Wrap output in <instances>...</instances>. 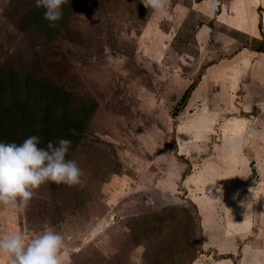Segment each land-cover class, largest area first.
Here are the masks:
<instances>
[{
  "label": "rangeland",
  "instance_id": "obj_1",
  "mask_svg": "<svg viewBox=\"0 0 264 264\" xmlns=\"http://www.w3.org/2000/svg\"><path fill=\"white\" fill-rule=\"evenodd\" d=\"M200 1L169 0L161 20L140 0H69L40 29L34 0H0V112L19 101L41 144L70 139L83 171L80 185H41L23 211L0 206V235L51 227L63 264H264V15L256 40ZM202 122L177 156L179 129ZM230 201L253 219L236 253L218 248Z\"/></svg>",
  "mask_w": 264,
  "mask_h": 264
},
{
  "label": "clouds",
  "instance_id": "obj_2",
  "mask_svg": "<svg viewBox=\"0 0 264 264\" xmlns=\"http://www.w3.org/2000/svg\"><path fill=\"white\" fill-rule=\"evenodd\" d=\"M69 0H34L43 8V19L49 27H57L63 16L62 6ZM152 15L161 20L167 16L169 0H140ZM75 134V130H72ZM72 141L60 138L41 144L38 135H30L21 143L0 142V206L23 211L41 185L52 182L69 187L82 184L83 171L68 153ZM64 237L51 227L27 240L21 233L0 235V257L10 258V264H63L61 253Z\"/></svg>",
  "mask_w": 264,
  "mask_h": 264
},
{
  "label": "crops",
  "instance_id": "obj_3",
  "mask_svg": "<svg viewBox=\"0 0 264 264\" xmlns=\"http://www.w3.org/2000/svg\"><path fill=\"white\" fill-rule=\"evenodd\" d=\"M262 0H224L222 3V0H201L199 3V9L201 11H204L205 15H207L209 17V15L213 14L214 11H218V13L216 14L217 19L219 21H221L223 24L227 25V27H232L237 31L240 32H249L250 35H252L251 37H254L253 39H258L256 38V31H257V25L259 24V20L263 21L262 16L264 15V11L261 9L262 8ZM261 9V10H260ZM259 10H260V15H259ZM262 27H264V21L260 23ZM252 39V38H250ZM263 52L260 51H256V54H262ZM255 54V53H254ZM235 58V56L233 57ZM212 77H210L209 79H211ZM213 80V78H212ZM215 80V79H214ZM194 96V95H193ZM192 98V97H191ZM205 125L204 123H198L197 127L195 126L194 128L191 126L183 127L180 128L179 131H181V140L185 139L187 141V144H185L184 149L182 150V148L179 145V140L177 141V156H183V159H186L187 157H189L190 155L187 156V154H191V149L196 148L195 144L192 142L191 138L194 135V132L196 131V129L199 128H203ZM178 131V132H179ZM200 144L197 145V150H200V146L203 142L200 141ZM216 144V142H215ZM230 144V143H229ZM236 145V142L231 143L230 145L233 146ZM234 149V148H233ZM200 153V152H199ZM207 154H205L204 156H206ZM208 156H210V158L205 159V161H209L212 162L214 164H219L215 163L217 161L214 162V160H221V157L224 155H219L217 153L216 154H208ZM200 157H202V155H200ZM227 158V157H226ZM225 158V159H226ZM225 161V160H224ZM233 162L230 161V157L229 159L224 162V163H220L221 166V171L218 172H224V170L228 171V165L229 163H237L238 161L236 160V158L233 156ZM240 164V163H239ZM204 169V168H202ZM195 170V169H194ZM213 170V169H212ZM196 172H199V170H196ZM200 172H204V170H201ZM209 172V171H207ZM208 174V173H207ZM220 193H219V192ZM222 189L217 190L216 192L213 193V197H218V196H222L224 197L225 194H227V191ZM211 193V192H210ZM218 193V196L217 194ZM205 196V195H203ZM207 197V196H206ZM204 198V197H201ZM217 203V202H216ZM235 202L230 201V202H224V204H222V219L224 220V225L223 228L221 227H217L219 228V239L222 243V247H221V243L218 246V248H222V250H225L227 252H235V242L239 241L240 239H242V237L246 236L248 230L250 229V225L253 223V219L252 217L249 215V212H246L243 209H239L237 206V204H234ZM221 206V204L219 205ZM248 208V207H247ZM227 214H230L233 218H231V220H226V218L228 219V217L226 216ZM246 214V215H245ZM217 222V220H216ZM204 225L206 227V223L204 222ZM217 226V223H216ZM248 228V230H247ZM235 230H237V233H235ZM223 231H225V234L223 233ZM207 237L209 236L208 234L206 235ZM216 243L213 239H209V243ZM204 244V243H203ZM232 247V249L230 248ZM235 253L230 254L231 256H234ZM201 256L198 258L199 261H201ZM206 257V255H205ZM229 256L223 259H220V261H218L219 263L222 264H228V260H229ZM207 260V257H206ZM224 261V262H222ZM239 263V262H238ZM200 264V263H197ZM246 264H248V262H246ZM250 264V262H249ZM253 264V263H252Z\"/></svg>",
  "mask_w": 264,
  "mask_h": 264
},
{
  "label": "trees",
  "instance_id": "obj_4",
  "mask_svg": "<svg viewBox=\"0 0 264 264\" xmlns=\"http://www.w3.org/2000/svg\"><path fill=\"white\" fill-rule=\"evenodd\" d=\"M32 16L31 20L34 22L33 24L40 29H44L45 24H49L46 20L43 19V8L37 9L36 7L32 8ZM49 26V25H48ZM44 31V30H43ZM259 51H263L262 49ZM195 83H192L186 91H184L183 96L180 98V101L176 105V107L170 112L172 116L176 115L180 109H182L190 97L191 91L195 86ZM2 87V84L0 83ZM2 89V88H0ZM2 91V90H1ZM14 109H10L9 106V115L5 116V113L0 112V142H11L15 141L17 143H21L25 138L30 135H35L37 130L31 128L33 126H28V123L25 121V113L22 109L18 110L17 108L20 106V102H14ZM5 122H8L7 127H2ZM35 126V125H34ZM29 128V129H28ZM28 129V130H27ZM9 135V136H8ZM47 136H44V138Z\"/></svg>",
  "mask_w": 264,
  "mask_h": 264
},
{
  "label": "bare ground",
  "instance_id": "obj_5",
  "mask_svg": "<svg viewBox=\"0 0 264 264\" xmlns=\"http://www.w3.org/2000/svg\"><path fill=\"white\" fill-rule=\"evenodd\" d=\"M181 138V131H179V137H178V139H179V143H181L182 145L180 146L181 148H182V150L184 149V147H185V144H187V141L185 140V139H180ZM204 193V192H203ZM202 194V193H201ZM204 199H205V197H204Z\"/></svg>",
  "mask_w": 264,
  "mask_h": 264
}]
</instances>
